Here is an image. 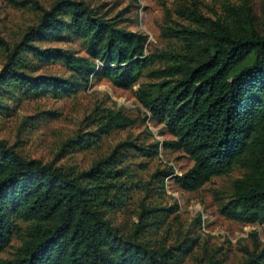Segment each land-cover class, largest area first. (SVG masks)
<instances>
[{
    "label": "trees",
    "instance_id": "16d2710c",
    "mask_svg": "<svg viewBox=\"0 0 264 264\" xmlns=\"http://www.w3.org/2000/svg\"><path fill=\"white\" fill-rule=\"evenodd\" d=\"M177 12L189 24L166 26L162 34L180 38L184 51L156 70L163 79L153 90L140 91L138 98L174 137L164 145L183 150L193 160L174 177L182 189L197 190L212 177L240 167L244 173L233 181L232 194L219 203V211L244 223L264 222V34L244 26L237 13L236 22L230 23L207 17L196 7L183 5ZM35 34L52 39L75 35L84 40L87 56L20 43L10 55L0 88L69 94L86 85L90 75L129 88L157 57L144 53L146 34L116 26L83 1L60 0L44 9L25 39ZM18 48L42 61L61 60L79 81L32 77L15 69ZM94 60L102 64L96 66ZM132 122L121 112L111 113L102 122L103 132ZM113 157L100 158L72 175L26 159L0 141V252L11 239L16 219L32 222L14 256L0 257V264H174L167 250L149 251L118 236L106 218L117 188L111 180L120 173L113 168ZM242 264H264V245L248 252Z\"/></svg>",
    "mask_w": 264,
    "mask_h": 264
},
{
    "label": "rangeland",
    "instance_id": "374dc122",
    "mask_svg": "<svg viewBox=\"0 0 264 264\" xmlns=\"http://www.w3.org/2000/svg\"><path fill=\"white\" fill-rule=\"evenodd\" d=\"M58 1L0 0L1 79L11 65L14 47L23 42L40 49L61 48L87 56L84 40L75 35L52 39L35 34L25 39L38 24L42 11ZM76 1H83L118 27L146 34L144 53L157 55L156 60L129 88L94 75L89 76L86 85L69 94L3 86L0 141L26 159H37L72 175L86 171L100 158L114 155L113 168L120 173L111 180L117 188L111 193L105 215L118 236L149 251L167 250L174 264H242L248 252L263 247L264 222L244 223L228 218L219 211V203L230 198L233 181L244 170L234 167L227 174L212 177L197 190L182 189L174 177L188 170L193 160L183 150L164 145L174 137L164 123L153 118L138 95L140 91L153 90L163 79L157 77L156 70L173 63L174 57L184 51L180 38L162 34L166 26L189 24L177 12L179 7H196L207 17L230 23L236 22L237 13L244 19V26L264 34V0ZM17 51L13 66L27 75L79 81L59 59L42 61L29 50ZM249 61L245 60L237 69ZM94 63L102 64L99 60ZM116 112L133 122L103 132L105 117ZM14 224L16 228L0 257L14 256L32 222L16 219Z\"/></svg>",
    "mask_w": 264,
    "mask_h": 264
}]
</instances>
